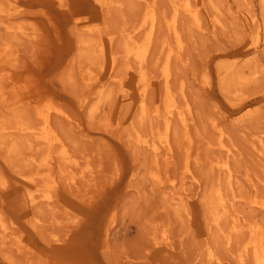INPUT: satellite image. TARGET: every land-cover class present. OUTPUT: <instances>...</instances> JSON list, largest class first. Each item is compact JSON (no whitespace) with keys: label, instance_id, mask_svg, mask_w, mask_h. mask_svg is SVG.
<instances>
[{"label":"rangeland","instance_id":"rangeland-1","mask_svg":"<svg viewBox=\"0 0 264 264\" xmlns=\"http://www.w3.org/2000/svg\"><path fill=\"white\" fill-rule=\"evenodd\" d=\"M0 1L10 16L0 20V218L12 234L0 251V264H214L211 256L215 264H239L243 259L256 264L254 259L264 254V211L251 205L254 200L264 202V162L256 153L264 155V46L252 55L256 30L249 20L254 16L264 30L262 0H190L194 7L201 5L199 23L183 13L178 16L183 48L180 57L171 60L167 81L178 104L183 89L197 161L190 160L187 175L192 178L183 180L184 158L178 147L182 131L174 121L176 200L153 190L147 176L150 156L134 145L137 134H148L149 124L160 131L162 122L152 118L140 123L138 106L119 99L118 80L135 72V64L123 59L122 32L137 28L134 35L142 43L147 28L140 25L151 0H65L64 8L57 0H13L18 13H13L11 1ZM155 1L160 20L144 70L154 78L162 73L161 43L171 48L178 43L167 29L171 1ZM77 14L84 32L74 27ZM218 19L221 26H215ZM8 25L34 32L35 40L12 35L18 32L14 27L5 32ZM85 40L100 46L103 59L95 50L79 54V42ZM2 45L10 46L13 62L3 56ZM234 63V72L240 69L245 81L230 75ZM87 68L97 79L92 86H85L81 77ZM158 79L159 100L155 92L148 99L150 109L157 105L161 112L165 84ZM19 101L17 111L6 108ZM48 105L63 114H51L43 124L41 113ZM113 122L118 125L110 127ZM212 124L226 134L222 144L233 148L229 182L209 165L225 158L215 146L219 138ZM22 127L31 131L21 133ZM63 157L76 165L61 163ZM43 159L50 164L38 169ZM69 165L77 176L87 168L91 181L68 182L64 172ZM36 173L40 176L34 190L50 200H40L34 216L23 206L19 182ZM217 184L232 201L229 220L226 216L216 228L210 192ZM233 223L242 226L240 233L231 230Z\"/></svg>","mask_w":264,"mask_h":264},{"label":"bare ground","instance_id":"bare-ground-1","mask_svg":"<svg viewBox=\"0 0 264 264\" xmlns=\"http://www.w3.org/2000/svg\"><path fill=\"white\" fill-rule=\"evenodd\" d=\"M10 1H11V3H13L15 5V7L13 8V10L15 12H13V13H18L19 8L16 6V2L13 0H9V2ZM57 1L60 3L59 7H61V8L65 7V0H57ZM93 1L99 2V3L101 2V0H93ZM169 1H171L172 5H173V7H172L173 11L171 13L172 14L171 19L167 22V29H168L170 34H172L176 37L178 43H177L176 48H171L168 42H162L161 43L160 49H159L160 51L158 52V55L159 56L163 55L164 60H163V65L161 67L162 73L159 75L160 77L154 78V77H151V74H146V72L144 73V70L145 71L147 70L146 68H147L148 58H149L151 50L153 49L152 47H153V42H154L156 26L160 20L159 19L160 16L158 15V12H157L158 11L157 6H156L157 2L155 0H151L147 3V5L145 7V11L143 13V17H142V21H141V25H140V28L141 27L147 28L146 29L147 34H146L144 40L142 41V43L138 42L139 38L137 39V37H135V35H134L135 30L137 28H135L134 30H132L130 32L129 31H123L122 32V36L124 39L123 59L126 61L127 65H129L131 62L133 64H135V69H134L135 72L129 73L127 75V76L133 75L132 78L131 77L130 78L134 79V81H132L130 78H128L127 80L121 79V80H118V86L120 87L119 99H121V98L123 100L129 99L130 101L133 102V105L138 106V108H139L138 120L140 123L141 122H149L152 120V118H154L156 121L162 122L163 127L160 131H157V130L154 131L152 126L149 124L148 134L146 136L143 135L144 137L139 136L137 134L134 138V145H137L138 147L145 150L148 153V157L150 156V159L148 161L147 176L149 177L150 185L152 186L153 190L157 191L162 198L163 197H166V198L170 197L171 199H173V198L175 199V197H174L176 194L175 190L178 187L179 181H178V178L173 173L174 167L176 164L174 162V159H173L174 158L173 157V146H174L173 145V138L175 135V132L173 129L174 121L178 122V124L181 127V131H182V137H181L182 142H180L178 147H179V152L181 153V155L184 158L182 160V168L185 170L186 173L182 177L183 180H185L186 178H189V179L192 178L191 174L187 175L190 173L189 172V163H190L191 159H194V162L197 161V158L195 159L193 156L194 155V153H193L194 143L191 140L190 131H189V127H190L189 122L191 120V117H190L191 111H190V108L187 104V101H184L182 88H180V93H179L181 95L182 101L180 102V104L177 103L176 98H175V92L171 91V89L168 86L167 80H169L168 77H170L169 76L170 73L168 70H169V65L171 63L172 58L178 59L181 55L180 51L183 48L182 44L180 42V39L178 37V33H177L178 16L182 15V13H183V16L188 15L189 17H191L193 19V21L195 23L198 24L199 20H200V18H199L200 12L199 11H200L201 5L198 2L197 6L194 7L196 5V3H195V5L192 6L191 5L192 3L190 0H169ZM1 4H3V2L0 1V20L4 18V21H6L7 16H9V15H6L7 12L3 9V7H2L3 5L1 6ZM261 4H262L263 11H264V0L261 1ZM105 6L106 5L104 3V7ZM104 9H106V8H104ZM14 15H18V14H14ZM81 15H82V13H81ZM81 15H78V14L75 15L73 23H74V27H76V28L79 27L81 29V31L84 32L85 30L83 28H81V24H82ZM202 16H203V14H202ZM249 24H250V26L254 27L256 30V34L253 37V40H252L253 42L251 44V52H252V55H254L257 52V49L260 46V44L262 46H264V30H262V28L260 26L256 25L257 21H256L254 16H252L250 18ZM216 25H219V26L222 25L221 22L219 21V19L215 21V26ZM215 26H213V27H215ZM13 27L9 26V28H11V29L6 27L5 32L9 33V30L12 31ZM14 28L18 32L14 31L12 33V35H16V36L20 37L21 39H23L25 37H32L31 38L32 40H30L32 42L35 40L34 37L36 36V34L34 32L26 33L25 32L26 30H24L23 29L24 27H22V26H16ZM87 30L90 31L91 30L90 27ZM2 46H3V48H2L3 56H5V58H7L8 62H13L10 46H8V45H2ZM89 47H92V49H89ZM78 48L80 51L79 54L81 56H83L84 53L89 52V50L90 51L95 50L94 54L96 55V57L101 58L100 46L97 44L92 45L91 41H89V40L88 41H86V40L80 41ZM76 50H77V48H76ZM101 59H103V58H101ZM159 59H156V61H159ZM235 67L236 66L234 63V68H231V70H229L230 75H232L234 77V79L237 81H239L240 79H241L240 81H245L244 79H242V76H241L242 72L240 69L237 72H234ZM82 73H83V75L81 77L84 81L85 86H92L93 84L97 83V79L95 76L92 75L91 70H89L87 68L86 70H83ZM228 76H229V74H228ZM161 77L164 80L165 90H164L163 95H162L163 96L162 97L163 98V101H162L163 110L161 112H158V110H160V109H158L157 105H155V108H153V109L151 108L152 110L150 109V107H149L150 102L148 99V95H150L152 92H155L156 99L159 100L158 99V96H159V93H158V89H159L158 80L159 79L158 78H161ZM19 82H21V81H19ZM30 94H32L31 91H30ZM30 94H29V96H30ZM34 100H35L34 102H36L35 98H34ZM157 103H158V101H157ZM181 105H183V106H181ZM20 106H21V101L12 102L10 104H7L6 108L10 109L11 111H17L20 108ZM44 108H45V106H44ZM245 111H247V110H245ZM54 113L61 115L62 112H59L58 109L52 107L51 105L50 106L48 105L45 108V110L41 113V116H42V119L40 118L42 120L41 123H43V124L48 123V120L50 119L49 117L51 116V114H54ZM113 125L117 126L118 122L117 123L113 122L109 126L111 127ZM212 128L217 133L216 135H218V138H219L218 143L215 144V146L218 148L219 152L224 153L225 158L223 160L222 159L213 160V161H211V163L209 165H211L213 167V169L218 170L222 174L226 175L228 182H229L232 179V173H231L229 159H232L234 156L233 148H232V145L227 146V145L222 144V139L225 138L226 134L217 125L212 124ZM2 130L4 131V130H6V128H3ZM19 131L21 133L22 132L27 133V132H30L31 129L29 127H22ZM224 134H225V136H224ZM56 138H57V136H56ZM43 140H44L43 141V143H44L45 138ZM52 142H54V141H52ZM14 144H15V142H14ZM50 144H51V142H50ZM208 146H210V145H208ZM257 152H258L257 158L259 159V161L264 162L263 161L264 155L262 153H260V151H258V150L256 151V153ZM61 163H64L65 165H67V164L76 165L74 163V161L70 160L68 157L61 158ZM49 164L50 163L48 162V160L43 159L37 164V168L38 169H40V168L46 169ZM70 167H71V169L69 171L64 172V173H66L64 178L70 183L74 184L76 182V180L86 179V178H87V181H89L90 178L92 177L90 171L87 168H84L81 171H79L80 174L77 176V174H78L77 169L72 168V166H70ZM211 171H212V169H211ZM36 176H40V175L38 173H36L32 177H29L28 179H26L24 182H22L23 181L22 179H21L22 181L19 182L20 183L19 187L22 188V190H23V195H22V201L24 204L23 206L26 209H29L30 211H32V214L34 213V210H37V208L40 205H42V202H40V200H43V201H49L50 200V196H46V195L42 196L40 193H38L37 190H34V188L36 187ZM220 179H222V178H220ZM40 181H42V180H40ZM182 185H184V184H182ZM0 186L4 187V185H0ZM179 187H181V186H179ZM224 195H227V194H223L219 184L212 187V191L210 192V198L212 199L211 212L210 213H212L211 214V223H213L216 226V228L219 226L221 221L223 222V219L225 220V218L227 216V210L229 209L228 208V206L230 204L229 202L232 201V200L225 199ZM232 197H233V195H232ZM178 199H179V197H178ZM45 204L47 205L48 203H45ZM251 205L259 207L260 209H262V211H264V202H262V201L260 202V201L254 200L251 202ZM26 212H25V214H26ZM231 214H232V211H231ZM36 219H38V218H36ZM227 219H228V216H227ZM227 219H226V221L229 220V219L228 220ZM34 220H35V218H34ZM237 222H238V220H237ZM235 223H233L234 226L232 227L231 230L238 234V233H240L242 226L241 225L236 226L237 224L235 225ZM221 227H222V225H221ZM9 230H10L9 226L6 225L4 223V221L0 218V236H1L0 237V251H1V249H3V247L7 246V239L10 236H12V234L8 232ZM231 233L232 232H230V234ZM166 240H167V237L164 236L163 241L165 242ZM11 244L16 245V246L18 245L15 242H13ZM159 244H160V242H159ZM166 247H169V246L166 245ZM243 248H244V246H243ZM5 249H7V248H5ZM17 249H19L18 246H17ZM243 251L247 252V249H243ZM214 257L215 256L210 257L211 258L210 262H213L215 264L214 261H217V260H215L216 258L214 259ZM243 260H245V259H243ZM243 260H239V264H243V262H244ZM254 260H255L256 264H264V254L258 255ZM218 261H220V260L218 259ZM236 261H237V259H236Z\"/></svg>","mask_w":264,"mask_h":264}]
</instances>
